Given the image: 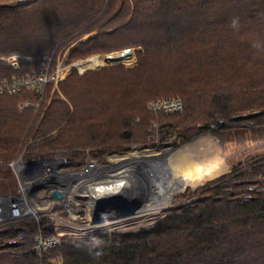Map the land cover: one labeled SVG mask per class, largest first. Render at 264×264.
Here are the masks:
<instances>
[{"label":"trees","instance_id":"1","mask_svg":"<svg viewBox=\"0 0 264 264\" xmlns=\"http://www.w3.org/2000/svg\"><path fill=\"white\" fill-rule=\"evenodd\" d=\"M73 43L69 62L142 50L132 67L73 69L58 83L64 98L50 94L53 84L37 101L32 92L0 95L2 196L19 189L10 164L20 155L65 157L78 171L88 151L104 164L113 151L158 148L166 126L184 140L212 127L264 130V0H0V56L31 58L19 71L0 63L4 78L44 56L56 64ZM162 98L182 100L183 112H150ZM28 99L40 107L20 112ZM228 162L230 173L176 195L151 228L66 235L61 250L40 253L38 238L57 235L55 201L39 219L0 226V264H264V152Z\"/></svg>","mask_w":264,"mask_h":264},{"label":"rangeland","instance_id":"2","mask_svg":"<svg viewBox=\"0 0 264 264\" xmlns=\"http://www.w3.org/2000/svg\"><path fill=\"white\" fill-rule=\"evenodd\" d=\"M16 1H25V0H16ZM87 37L88 36H85L82 40H86ZM74 46H75V43L71 44L70 46L62 50L58 56V58H60L58 62H62V67L59 70L58 75L56 76L55 82L51 83L53 84V88L51 89L52 91L50 93L51 95L54 94L55 92H58L59 95L62 98H64L62 92L58 88L59 81L65 78V77H60V73L64 72V69H67L66 70V75H67L68 72L70 71L71 73L73 69L77 70L80 74H82L88 70H97L105 66H112L116 64H121L126 67H132L136 64L137 52L142 50L141 47L129 48L130 53L127 54V57L122 61L121 60L110 61L107 59V56L115 55L118 53H124L125 50L113 52L110 54H104V55H93L86 59H80V60L69 62V53ZM95 60L99 62V65L94 64V63L98 64L97 62H94ZM164 99H168V98H162V99L150 102L148 105V110L150 112L178 113L177 111L176 112H166V111H151L150 110L151 104H154ZM176 100H180V99H176ZM183 110L179 111V113H182ZM156 127H158L157 123L154 124V128ZM161 133H162L161 141H157L158 144L160 145L158 148L136 149V150H132L126 153H120V152L113 151L109 153L108 155H106V159H105L106 163L101 164V166L102 168H106L107 171H104L101 173V177L98 180V182L103 187H105L104 185H108V184L113 185L115 182L118 181V179L121 178V177L119 178L118 175L121 176L122 174L127 172V170H130V169L131 170L134 169V171H136L137 168L135 165H133L134 163H136V161L125 160L122 162L123 155L128 154V153H133V152H142V151L164 152V154L160 157H163L161 161L164 163V166H166L165 171H164L166 178L167 177L172 178L174 176L176 177L181 176L180 173L179 174L175 173V167H176L175 161H176L177 155L180 152H182V150L193 153L194 155L196 154L194 158H198L197 155H201L203 153H210V154H214L217 157V159L223 161V163L221 164H224L226 167L225 170L223 171L224 173L222 172L219 176H216L211 179H206L201 182H196L195 184H190L187 187H185L183 190H180L176 192L174 195H172V197H175L178 194L179 195L187 194L188 191L196 192V190L199 187L204 186L209 181H212L215 178H218L224 174L230 173L232 169L228 162L229 159L234 160L237 157V155L241 156L244 153L264 152V130L254 131L251 128L249 129L245 127L244 129H241L239 131L223 133V132L218 131L217 127H212L210 129L204 130L201 134L195 135L194 137L188 140H184L182 137L179 136V134H177L175 130H173L169 126H166L165 128H163V131ZM187 148H190V149L187 150ZM193 154H192V157H193ZM56 157L62 158L64 162H67V159L65 157L55 156V158ZM92 159L93 158L91 156V153L88 151L84 163H86L87 160H92ZM260 178L261 177H259L257 180H260ZM255 180L253 181L255 183L252 182V187L253 189L255 188L258 189L260 185ZM90 187L92 186H89V189L87 187L85 190L83 189V191L80 192L81 195L87 196L85 199H82V198L77 199L74 196V197H70L71 198L70 200V198L68 197L69 201H73V203L79 205V208L81 209L79 213L73 210L71 211L66 210L67 208L72 209L67 206L66 198L60 201L59 204L61 205L63 210L54 211V214H53L54 228H55L56 234L59 232H64L66 234L68 233L69 235L73 236L75 240L83 241L89 238L90 236L92 235L94 236V234L96 235L97 233H101V232H109V231H114V230H119V231H124V232H133V231H138L140 229H148V228H151L153 225H155L163 217L166 210H169L176 206L174 203V198H173V200H171V204L169 208H167L164 212H160V214L158 215L155 214L152 216H145V215H139L140 214L139 213L138 215H135V216L124 217V218H120L119 220H112V221L105 222V223L94 222V212L95 210L96 211L99 210L100 207L98 205L93 208L91 201L92 199H94V190L93 188H90ZM101 192H103V189H101ZM106 193H107L106 196L103 197L101 200H104L110 196H113V194L109 190H106ZM90 196L92 197V199H89ZM133 196L134 194L132 195L131 200ZM188 197L189 195H187V198ZM195 197H198V195H196ZM94 200L97 202L96 198ZM129 203H130V200L126 199L125 206H127ZM30 204H31V206H29V208H31L30 210L32 212L37 211V214H38L39 211H42V210L47 211L49 209H53V206L51 205L54 204V198L52 199L51 197H48V196L43 197L42 193H40V196H39L38 193L35 192V195L34 193L32 195V200ZM101 205L102 206L105 205V202L103 201ZM71 206L73 205L71 204ZM92 209L94 210L92 211ZM90 219L93 224H97L95 227L93 226L89 228ZM54 248L61 250L63 247L56 246Z\"/></svg>","mask_w":264,"mask_h":264},{"label":"built area","instance_id":"3","mask_svg":"<svg viewBox=\"0 0 264 264\" xmlns=\"http://www.w3.org/2000/svg\"><path fill=\"white\" fill-rule=\"evenodd\" d=\"M23 59L31 60L29 57L14 54L1 57L0 63H3L7 68L9 67L19 71L21 69L20 62ZM59 60L60 58L57 59V62ZM57 62L53 64V60L50 56H44L40 65L35 70H28L19 75L15 74L13 76H6L5 78L0 74V95L32 92L37 101L40 96H43L47 86L55 82L56 76L62 67V62ZM66 70L67 69H64V72L60 73V77L66 78L70 74L69 71L66 75ZM65 78L60 81H63ZM18 107L19 111L23 112L29 107L39 108L40 104H36L32 99H28L20 102ZM183 108V102L176 99H164L150 105L151 111L179 112L182 111ZM10 165L17 176L19 188L20 186L21 188L18 189L15 194L9 196L0 195V226L19 222L27 218L39 219L42 216L41 212H43V210L39 211L37 214L36 210V212H32L29 209L32 195L33 193L35 195V192H37L39 196L40 193H42L43 197L48 196L52 199L54 198L53 192H61L64 196L60 199L54 198V203L55 201L60 202L66 198L67 206L72 208H67L66 210H73L79 213L81 210L79 205L73 203V201H69L68 197L75 196L77 199H85L87 196L81 195L80 192L87 187L89 189V186L95 187L98 184L100 185L98 180L101 177L102 169H104L101 164L94 159L87 160L80 170L75 171L67 167V162H64L62 158L40 157L36 159L35 163H31V161L26 163L23 161L22 155ZM70 203L73 206H71ZM53 214L54 213L49 214L48 216L53 218ZM96 225L97 224H93L90 219L89 228L95 227ZM66 235L69 234L59 232L57 235L48 238L39 237L35 250L42 253L56 246L63 247V238Z\"/></svg>","mask_w":264,"mask_h":264},{"label":"bare ground","instance_id":"4","mask_svg":"<svg viewBox=\"0 0 264 264\" xmlns=\"http://www.w3.org/2000/svg\"><path fill=\"white\" fill-rule=\"evenodd\" d=\"M126 57L127 55H125V53H118L113 55L112 61L115 60L122 61ZM94 62L98 63V64L94 63L95 65H99V62L97 60H95ZM188 149L190 148H187V150ZM163 154L164 152L142 151V152H133L123 155L122 162L125 160L136 161V162L142 160L157 162V187L155 188L156 191L155 195L153 199L147 203L146 207L144 208V210L140 212L139 215L152 216L155 214L158 215L160 214V212H164L167 208H169L171 204L172 195H174L176 192L183 190L185 187H187L190 184H195L196 182H201L203 180L211 179L216 176H219L226 168L224 164H221L223 163V161L217 159V157L214 154L203 153L201 155H197L198 158H194L196 154L194 155L193 153L182 150V152H180L177 155L175 161V166H176L175 173L178 174L180 173L181 176L166 178L164 173L166 166H164V163L161 161L163 157H160ZM104 171H107V169L106 168L102 169V172ZM131 171H134V169ZM98 186L99 184L96 185L95 187H92L95 188L94 191H96V188ZM102 193H103L102 195L103 198L107 194L106 189L103 188ZM89 199H92V197L90 196ZM91 204L93 205L94 208L97 203L92 199ZM93 210L94 209H92V211Z\"/></svg>","mask_w":264,"mask_h":264},{"label":"water","instance_id":"5","mask_svg":"<svg viewBox=\"0 0 264 264\" xmlns=\"http://www.w3.org/2000/svg\"><path fill=\"white\" fill-rule=\"evenodd\" d=\"M125 55L130 53V49L124 51ZM107 59L112 61L113 55H108ZM36 160H32L31 163H35ZM137 168L136 171L127 170L121 176L120 179L113 185L101 184L94 191V199L96 198L99 210L94 212V222L105 223L112 220H119L124 217H131L138 215L147 203L150 202L155 195V188L157 187V162L156 161H139L133 164ZM111 191L113 196H110L104 200H101L103 193L101 189ZM95 190V188L93 189ZM140 190V191H139ZM113 191V192H112ZM108 193V192H107ZM121 193V194H119ZM134 194L132 200L131 197ZM55 199H60L64 195L61 192H53ZM172 197L171 200H173ZM129 199L130 203L125 206V200ZM105 205H101L102 202ZM18 242L12 241L6 244L7 247L17 245Z\"/></svg>","mask_w":264,"mask_h":264},{"label":"crops","instance_id":"6","mask_svg":"<svg viewBox=\"0 0 264 264\" xmlns=\"http://www.w3.org/2000/svg\"><path fill=\"white\" fill-rule=\"evenodd\" d=\"M97 57V56H96Z\"/></svg>","mask_w":264,"mask_h":264}]
</instances>
